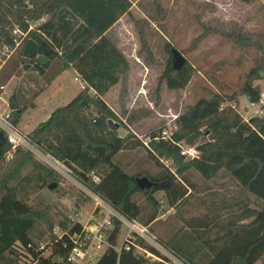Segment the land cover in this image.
<instances>
[{
    "label": "trees",
    "instance_id": "trees-1",
    "mask_svg": "<svg viewBox=\"0 0 264 264\" xmlns=\"http://www.w3.org/2000/svg\"><path fill=\"white\" fill-rule=\"evenodd\" d=\"M239 1L249 4L253 0ZM131 6L130 0H0V48H15L14 27L27 31L30 23L43 20L29 38L40 36L54 49L48 65L57 59L58 75L72 70L85 85L67 105L55 109L26 135L29 145L69 169L84 188L131 220L141 216L140 207L132 200L136 194L142 193L156 207L154 194L162 192L168 206L177 207L186 195L185 175L190 170L205 181L218 177L232 180L242 195L261 205L257 209L241 208V213L222 224L215 239L204 241L200 247L162 245L171 247L173 254L186 264H264V117L244 120L229 104L236 103L239 95L252 104L259 103L260 90L253 82L264 71V62L250 69L239 95L199 99L175 119L177 131L170 139L150 142L148 150L134 135L121 137L117 133L113 123L118 118L102 99L129 72L126 58L106 34ZM228 37L239 44L249 42V37L242 34ZM20 48L22 54L24 45ZM171 49L166 43L169 59L159 86L165 83L168 90H183L192 79L193 69L185 63L180 70H174ZM24 110L26 107L18 106L17 111L11 112L15 126ZM154 135L155 132L150 136ZM182 145L193 149V158L181 155ZM139 146L160 167L154 156L175 165L173 173L166 170L158 177L145 176L153 183L148 191H141L136 184L141 175L130 176L115 163L118 154ZM9 149L4 139L0 146V264H20L18 259L23 255L32 264H55L69 249L66 232L71 234L80 227L62 219L58 225L63 235L57 241L51 234L55 219L50 215L51 207L29 205V201L51 184H56L52 190L56 192L61 177L23 148H16L6 161L4 155ZM94 178L98 181L94 182ZM154 220L152 216L148 224ZM42 241L50 250L48 257H44L45 250L39 246ZM147 248L153 255L161 256L155 249Z\"/></svg>",
    "mask_w": 264,
    "mask_h": 264
},
{
    "label": "rangeland",
    "instance_id": "rangeland-1",
    "mask_svg": "<svg viewBox=\"0 0 264 264\" xmlns=\"http://www.w3.org/2000/svg\"><path fill=\"white\" fill-rule=\"evenodd\" d=\"M130 1L132 6L128 14L106 34L129 65L125 79L102 98L118 118L113 127L121 137L130 133L141 143L152 133L170 127L174 118L199 99L239 95L250 69L264 62V0H253L249 4L239 0ZM39 21L31 23L33 29ZM237 34L249 37L248 44L236 43L228 37ZM166 43L193 69L192 79L183 90H168L165 83L159 86L169 59ZM20 47L0 48V106L6 107L9 98L15 96L19 108L26 107L17 127L29 134L46 121L51 112L74 99L85 85L74 82L72 73L62 75L59 85H50L58 75L60 62L54 60L43 68V74H39L30 60L23 57ZM26 65L30 67L24 69ZM253 86L259 88L263 104L251 106L250 100L241 95L236 103H229L244 120L264 117V71ZM39 91L42 93L34 99ZM26 150L55 171L53 166L58 165L57 161L42 155L35 147ZM154 157L161 167L143 146H139L118 154L115 163L130 176L141 175L137 178L158 177L166 170L174 172L173 161ZM60 177V188L56 192L45 189L29 201V205L51 207L50 215L55 216L51 234L55 237L62 234L58 225L62 219L68 220L79 213L82 220L93 207L83 185L75 177L62 174ZM185 179L186 195L175 208L168 206L162 192L154 194L156 207L142 193L132 198L141 210L137 221L155 238V244L147 246L155 249L165 261H173V252L162 243L180 244L188 249L200 247L204 241L215 239L222 224L241 213V208L257 209L261 205L252 197L242 195L241 189L230 179L218 177L205 181L193 170L187 172ZM152 216L155 220L148 224ZM41 229L46 230V226L41 225ZM45 245L42 241L39 246L45 250L44 257H48L50 250H46ZM18 262L32 264L24 255Z\"/></svg>",
    "mask_w": 264,
    "mask_h": 264
},
{
    "label": "built area",
    "instance_id": "built-area-1",
    "mask_svg": "<svg viewBox=\"0 0 264 264\" xmlns=\"http://www.w3.org/2000/svg\"><path fill=\"white\" fill-rule=\"evenodd\" d=\"M42 21L43 20L39 21L38 24ZM32 27L31 23L28 25L27 31H22L18 27H14L12 30V36L16 42L15 48L22 44L25 45L26 42L31 39L29 38V34L33 31ZM74 80L80 81L78 77ZM260 102L263 104L261 99L259 103ZM255 105L256 104H251V106ZM175 119L176 118L173 119V124L167 129L157 133L154 137H149L145 141L141 140L140 142L148 150H150V142H167L171 135L177 131V126L174 122ZM0 133L3 134V140L5 139L6 143L10 146V149L4 155V159L6 161L11 158L16 148L27 149L31 147L28 143L27 134L19 131L18 127L12 123L11 111L8 108V103L4 108L0 106ZM181 155L193 158L194 151L192 148H183L181 146ZM56 163L58 165H54L53 169L59 173L60 176L61 174L67 177L72 176L69 169L65 168L59 162ZM97 181L98 180L94 178V182ZM83 190L91 201L93 206L92 211L87 213V217L82 220L79 213H75L73 217L69 218L72 225H78L80 230L71 234L66 232L70 242L69 249L66 256L57 259L55 264H97L109 248L108 238L115 227L118 228V233L114 250L118 257L132 251L134 257L143 264H147V262L186 264L184 261L178 259L174 254L171 256L173 261H165V258L150 253L147 245H154L155 238L146 226L141 225L137 220L125 218L99 196L93 194L86 188ZM62 235L63 233L57 236V241L62 239ZM117 240H119L120 243ZM136 240L140 241V244L137 246L134 244ZM116 264H119L118 260Z\"/></svg>",
    "mask_w": 264,
    "mask_h": 264
},
{
    "label": "water",
    "instance_id": "water-1",
    "mask_svg": "<svg viewBox=\"0 0 264 264\" xmlns=\"http://www.w3.org/2000/svg\"><path fill=\"white\" fill-rule=\"evenodd\" d=\"M54 52V49L40 36L34 37L26 42L23 48V57L34 61L33 67L39 74L44 73V67L50 63L49 57ZM172 68L174 70H180L185 65L186 60L175 49H171ZM30 66L26 65L24 69H28ZM8 108L11 112L18 110V105L15 96H11L8 100ZM3 141V134L0 133V146ZM136 184L141 191H148L153 186V183L146 177L136 178ZM56 187V184H51L48 187L49 191H52ZM118 228L115 227L108 238L109 248L98 261L97 264H116L117 260L119 264H143L133 255L132 251L122 254L118 257L114 250L116 245V237ZM136 246L140 244L139 240L134 243Z\"/></svg>",
    "mask_w": 264,
    "mask_h": 264
},
{
    "label": "crops",
    "instance_id": "crops-1",
    "mask_svg": "<svg viewBox=\"0 0 264 264\" xmlns=\"http://www.w3.org/2000/svg\"><path fill=\"white\" fill-rule=\"evenodd\" d=\"M67 73H72V74H73V76H74V77H73V80H74L75 78H77V75H76V73H75L74 71H72V70H66V71L60 73L59 75H57L56 78L51 82L50 85H54V84L59 85L60 77H61L62 75L67 74ZM74 82L81 83V81H75V80H74ZM50 85L47 87V89L50 87ZM77 94H78V93H77ZM51 113H52V112H51ZM51 113H50V114H51ZM47 119H48V118H47ZM18 127H19V124H18Z\"/></svg>",
    "mask_w": 264,
    "mask_h": 264
}]
</instances>
